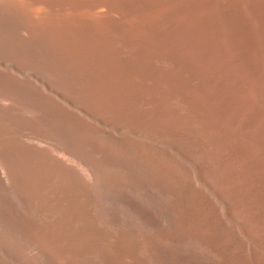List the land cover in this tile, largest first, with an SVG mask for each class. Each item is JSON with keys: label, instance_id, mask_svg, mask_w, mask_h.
<instances>
[{"label": "bare ground", "instance_id": "1", "mask_svg": "<svg viewBox=\"0 0 264 264\" xmlns=\"http://www.w3.org/2000/svg\"><path fill=\"white\" fill-rule=\"evenodd\" d=\"M0 264H264V0H0Z\"/></svg>", "mask_w": 264, "mask_h": 264}]
</instances>
